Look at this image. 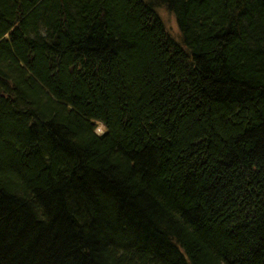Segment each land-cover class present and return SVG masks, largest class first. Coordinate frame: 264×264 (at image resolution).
Segmentation results:
<instances>
[{"label": "trees", "instance_id": "1", "mask_svg": "<svg viewBox=\"0 0 264 264\" xmlns=\"http://www.w3.org/2000/svg\"><path fill=\"white\" fill-rule=\"evenodd\" d=\"M0 264H264V0H0Z\"/></svg>", "mask_w": 264, "mask_h": 264}, {"label": "rangeland", "instance_id": "2", "mask_svg": "<svg viewBox=\"0 0 264 264\" xmlns=\"http://www.w3.org/2000/svg\"><path fill=\"white\" fill-rule=\"evenodd\" d=\"M160 14H162L166 24L172 29L174 33L178 32V25L176 15L167 11V9L159 8ZM97 131L101 133L103 131V125L97 128Z\"/></svg>", "mask_w": 264, "mask_h": 264}]
</instances>
